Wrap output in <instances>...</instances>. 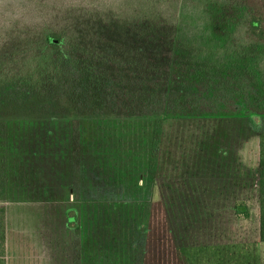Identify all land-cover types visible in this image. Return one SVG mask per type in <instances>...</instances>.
I'll use <instances>...</instances> for the list:
<instances>
[{"label": "rangeland", "instance_id": "rangeland-1", "mask_svg": "<svg viewBox=\"0 0 264 264\" xmlns=\"http://www.w3.org/2000/svg\"><path fill=\"white\" fill-rule=\"evenodd\" d=\"M96 6L0 0V33L69 25ZM81 86L58 99L54 89L0 90L5 264H203L219 258L224 245L228 260L264 261L258 169L264 115H252V125L240 95L233 113L219 107L115 115L95 84L84 79ZM156 118L162 129L152 171ZM236 205L246 216L235 215Z\"/></svg>", "mask_w": 264, "mask_h": 264}, {"label": "trees", "instance_id": "trees-1", "mask_svg": "<svg viewBox=\"0 0 264 264\" xmlns=\"http://www.w3.org/2000/svg\"><path fill=\"white\" fill-rule=\"evenodd\" d=\"M81 1L97 9L74 15L69 25L47 22L0 33V90L54 89L58 99L83 90L85 79L101 90L115 115L166 117L219 107L233 113L239 95L252 125V115H264V0ZM161 129L156 118L152 171ZM258 169L264 242V133ZM234 210L246 216L243 205ZM73 221V215L67 218ZM4 241L0 207V264Z\"/></svg>", "mask_w": 264, "mask_h": 264}, {"label": "crops", "instance_id": "crops-1", "mask_svg": "<svg viewBox=\"0 0 264 264\" xmlns=\"http://www.w3.org/2000/svg\"><path fill=\"white\" fill-rule=\"evenodd\" d=\"M222 248L223 249L221 250V252L224 253L223 255L221 253L219 258L207 260L203 264H264V261L258 258H254L255 255L251 256V259H242L240 256L239 258L228 260L227 255H226V252H227L226 245H224ZM252 252H253V249H252Z\"/></svg>", "mask_w": 264, "mask_h": 264}]
</instances>
